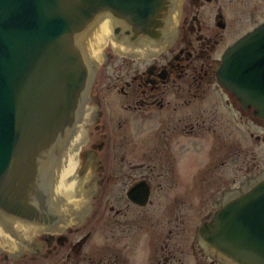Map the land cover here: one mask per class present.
Segmentation results:
<instances>
[{
	"label": "flooded vegetation",
	"instance_id": "1",
	"mask_svg": "<svg viewBox=\"0 0 264 264\" xmlns=\"http://www.w3.org/2000/svg\"><path fill=\"white\" fill-rule=\"evenodd\" d=\"M214 3L218 5L219 0H170L169 19L160 27L159 39L153 40L164 44L161 50L151 56L127 57L117 52L107 56L101 84L92 89L87 101L94 113L78 168L69 180L74 183L71 192L68 188L58 191L57 178L51 173L47 206L40 213L43 217L34 221L19 219L35 226L24 232L0 211V227L6 234L0 239V264H152L157 255L164 256L156 258L157 264L171 263L173 252L167 247L153 250L152 238L144 248L140 235L151 232L138 227L137 209L152 206L155 194L170 197L167 193L172 192L168 209L173 212L177 206L189 203V199H178L185 194L180 191L184 186L188 185L189 192L190 186L197 191L201 185L195 180L189 184L185 176L194 173L181 167L177 153L170 156L163 135L171 137L168 133L173 132L170 128L175 122L173 137L180 135L182 124L190 126L187 133L199 137L200 128L206 130V124L197 122L194 114L205 111L212 95L221 96L225 106L241 115L251 113L253 123L264 128V120L255 115V110L246 108L224 89L218 78L228 50L264 23V3L229 0L226 10L222 5L215 9ZM252 4L258 6L252 7L254 11L249 10ZM237 14L246 15L239 25L231 21ZM141 41L131 44L137 46ZM112 62L120 63L115 72L125 75L118 76L114 85L108 83L113 76L107 73ZM117 96H125L127 103H118ZM184 112L193 114L184 118ZM196 124L200 126L197 129ZM197 142L198 147L204 143ZM169 156L178 168L159 165ZM263 172L264 168L247 173L235 186L225 187L217 198L214 196L211 212L197 223L195 241L199 246L200 228L212 220L215 207L231 191L243 189ZM183 180L189 182L184 185L180 183ZM70 200H89V206L76 204L68 213L66 204ZM196 212L188 215L190 222L199 217ZM7 241L15 247L7 246ZM192 246L195 249V244Z\"/></svg>",
	"mask_w": 264,
	"mask_h": 264
},
{
	"label": "water",
	"instance_id": "2",
	"mask_svg": "<svg viewBox=\"0 0 264 264\" xmlns=\"http://www.w3.org/2000/svg\"><path fill=\"white\" fill-rule=\"evenodd\" d=\"M170 0H0V211L39 220L48 174L72 137L94 69L80 37L110 15L116 33L159 39ZM219 82L264 119V24L228 50ZM202 242L226 264H264V175L215 209Z\"/></svg>",
	"mask_w": 264,
	"mask_h": 264
},
{
	"label": "rangeland",
	"instance_id": "3",
	"mask_svg": "<svg viewBox=\"0 0 264 264\" xmlns=\"http://www.w3.org/2000/svg\"><path fill=\"white\" fill-rule=\"evenodd\" d=\"M256 2L259 4L264 3L263 0H256ZM218 5L224 6L226 10V7L229 6V0H219ZM218 5L213 4L215 9ZM256 5L252 4L249 10L254 11L255 8L252 7H258ZM245 16L237 14L234 18L232 17L231 21L233 24L236 22V25H239L243 21L242 19L245 20ZM111 34L115 39L117 38L113 30ZM113 47L111 43H108L104 48V52L113 57L115 55ZM113 63H111L110 69L107 70V73L113 76L108 81V83H111L110 85L118 83V76H125L122 73L115 72L117 70L116 65H120V63ZM103 69L104 66L96 72V77L91 86L92 89H96L101 84ZM117 98L118 103H127L125 96H117ZM190 114L192 115L193 112H184V118L187 115L190 116ZM194 115H196L197 122L199 121L201 125L206 124V130L203 127L200 128L199 137L196 138L192 136L193 133H187L186 130L190 126H182L183 124H178L181 125L178 129L180 135L173 137L175 133V126H173L175 122H173L174 124L170 128L173 132L168 133L171 137L164 134L162 142L169 148L167 152L171 157L174 156L172 153H177L180 162L182 160L181 167L185 170L188 169V171L191 169L189 172L194 173V175L185 176L190 182L183 180L180 183L186 185L189 182L192 185L193 180H195L201 186L197 191H193V187L190 186L189 192L186 191L188 185L184 186L180 191L185 194L178 196V199H189V203L177 206L173 212L168 209L169 202L173 199L172 192L167 193L170 197H167L166 194L164 196L155 194L152 206L137 209L138 227L144 226L151 232L140 235L144 248L148 247V241L151 238L153 240L150 241L153 250L160 251V249H166L167 247L168 251H172V255H174V258L170 260V264H213V259L202 243L199 246L195 241L196 227L199 225L197 223H202L205 216L211 212L210 205H212L214 196L217 198L225 187L235 186L247 173L257 172V170L264 168V140L261 141L264 137V128L253 123L250 118L251 113L241 115L234 108L225 106V99L221 96L212 95L208 99L205 111H197ZM209 126H211V129L207 130ZM195 127L197 129L200 126L196 124ZM166 130L168 131V129ZM258 138H260V141ZM198 140L204 142L201 143L200 147H198ZM170 156L160 162L159 165L162 164L164 169L178 168L179 165L174 166L175 163ZM69 180L73 179L69 178ZM209 184L210 186H208ZM180 191L176 192L177 195L180 194ZM190 203H194V206ZM195 211H197L196 214L199 217L194 222H190L191 219L188 218V215L194 214ZM141 218H144L142 222H140ZM193 244H195V249L192 246ZM163 254H166V252ZM157 257L158 255L154 256L152 264L158 263L156 261ZM161 258L158 257V259ZM216 264L221 263L216 262Z\"/></svg>",
	"mask_w": 264,
	"mask_h": 264
},
{
	"label": "bare ground",
	"instance_id": "4",
	"mask_svg": "<svg viewBox=\"0 0 264 264\" xmlns=\"http://www.w3.org/2000/svg\"><path fill=\"white\" fill-rule=\"evenodd\" d=\"M114 26V19L110 15H105L103 17H100L79 39L81 47L87 54V59L94 69V74L90 79V85L94 82L93 80L95 78L96 72H98L100 67L107 62L104 48H106L108 43H111L114 46L116 52L127 56H151L156 54L164 47V44H159L153 41H141L139 45L132 46L125 40V38H122L120 40L115 39L111 34ZM89 96L90 92L88 91L86 96L87 99H89ZM83 111L84 112L81 120L77 124L76 132L61 146L59 154L54 159L56 164H54V166H51L49 170L47 183L50 187V175L51 173H54L57 178L56 187L58 191L64 188H68L69 192H71V188L74 186V183L70 184L69 178L74 174L75 170H77L81 149L87 143V133L89 124H91V114L94 113V107H91V105H89V103L87 104V102L85 101L83 104ZM57 159H60L59 162L56 161ZM83 201L84 200H70L69 202H67V212L70 213V209L75 207L76 204L79 205V207L89 206V200L84 202ZM7 220L21 232L35 227L28 222H24L13 217H9L7 218ZM5 235L6 234L0 227V239L4 238ZM6 245L15 247L14 243L9 241H7Z\"/></svg>",
	"mask_w": 264,
	"mask_h": 264
}]
</instances>
